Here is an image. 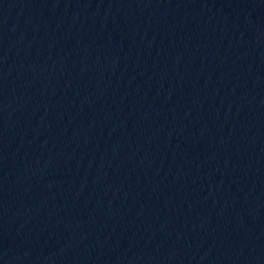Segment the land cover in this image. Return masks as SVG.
Returning <instances> with one entry per match:
<instances>
[{
    "label": "water",
    "instance_id": "95a60500",
    "mask_svg": "<svg viewBox=\"0 0 264 264\" xmlns=\"http://www.w3.org/2000/svg\"><path fill=\"white\" fill-rule=\"evenodd\" d=\"M0 264H264V0H0Z\"/></svg>",
    "mask_w": 264,
    "mask_h": 264
}]
</instances>
